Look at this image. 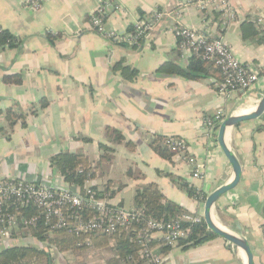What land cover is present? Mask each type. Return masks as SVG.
Returning a JSON list of instances; mask_svg holds the SVG:
<instances>
[{
	"label": "crops",
	"instance_id": "obj_1",
	"mask_svg": "<svg viewBox=\"0 0 264 264\" xmlns=\"http://www.w3.org/2000/svg\"><path fill=\"white\" fill-rule=\"evenodd\" d=\"M228 1L236 21L221 29L212 25V37H220L239 63L264 72V42L241 35V24L264 12V0ZM39 2L40 7L33 9L24 0H0V29L21 40L19 47L0 52V178L80 192L84 186L65 182L50 167V160L59 153H80L95 164L102 153L99 145H110L105 136L110 127L124 141L111 145L110 161L101 163L90 179L98 199L132 210L136 191L154 183L166 200L202 216L206 197L233 180L217 144V128L225 118L255 111L264 96V77L245 92L223 97L217 91L221 77L213 66L208 76L197 80L162 71L165 64L188 66L189 59H181L177 52V27L203 31L205 18H216L210 10L187 4L188 0ZM100 8L105 28L118 34L155 11L172 18L158 21L138 45L121 46L91 31L89 18ZM118 64L134 71L135 78L125 80ZM10 74H20L21 84H3L2 77ZM43 100L47 105L40 109ZM9 108L23 116L12 130L3 114ZM216 115L221 120L206 130L204 121L215 122ZM158 137L184 140L189 154L202 164L201 178L191 176L182 158L159 157L150 147ZM224 143L241 173L237 185L214 204L212 219L221 229L244 238L253 263L264 264V116L228 130ZM178 180L201 192L204 201L190 198ZM157 238L152 251L164 256V264H246L241 250L218 237L166 254ZM86 240L91 248L76 247L85 248L89 259L98 249L89 238L82 241ZM106 248L113 256L114 244L109 241ZM49 253L54 264L55 253Z\"/></svg>",
	"mask_w": 264,
	"mask_h": 264
},
{
	"label": "built area",
	"instance_id": "obj_2",
	"mask_svg": "<svg viewBox=\"0 0 264 264\" xmlns=\"http://www.w3.org/2000/svg\"><path fill=\"white\" fill-rule=\"evenodd\" d=\"M33 9L40 7L39 0H24ZM201 11L217 15L205 18L203 31L179 26L174 30L177 39V50L181 59L199 58L213 66L220 74L221 82L217 91L221 96H228L238 91L249 90L264 72L250 65H242L232 55L227 45L220 37H212L209 30L212 25L225 28L236 21V14L230 8L228 0H188ZM171 17L165 11H155L150 16L141 18L128 32L118 34L105 28L104 12L100 8L94 12L90 20V29L97 35L112 41L116 45L136 46L153 29L154 25L164 17ZM212 19V20H210ZM258 27L264 26V12L250 18ZM263 28V27H262ZM216 121L221 120L216 115ZM212 120L204 121V128L211 131ZM161 146L173 157L182 158L190 168L193 178H201L202 164L188 152V145L182 139L165 137ZM84 189L78 192L70 190H54L41 184L0 178V249L17 245L35 246L49 252V243L39 242L32 231L41 226L49 231L61 230L74 235H93L94 237H113L125 232L133 234L139 246L137 258L128 256L122 264H164V256L152 251V242L157 239L161 247L169 249L180 248L179 243L187 239L191 228L202 222L197 213H181L170 219H142L140 211L125 210L111 206L105 199L96 198V192L90 184V179L84 183ZM33 210L32 214L27 212ZM88 240V239H87ZM77 242L76 246L91 248V242ZM113 245V240L110 241ZM51 251V250H50Z\"/></svg>",
	"mask_w": 264,
	"mask_h": 264
},
{
	"label": "trees",
	"instance_id": "obj_3",
	"mask_svg": "<svg viewBox=\"0 0 264 264\" xmlns=\"http://www.w3.org/2000/svg\"><path fill=\"white\" fill-rule=\"evenodd\" d=\"M142 16V15H141ZM217 17V15H214ZM241 35L244 39H257L258 43L264 42V29H260L253 21L246 19L241 24ZM49 36V35H48ZM21 40L12 35L6 29H0V52L6 49H15L20 46ZM178 52V50H177ZM179 55V52H178ZM117 69L120 70L121 76L128 81L135 78L136 73L129 68L123 67L120 64L117 65ZM212 65L195 57L189 59L188 66L185 69H181L177 66L165 64L162 66V71L168 74L180 75L189 80H197L208 76L212 71ZM218 74L216 71H214ZM219 75V74H218ZM1 82L6 85H19L22 82L20 74L4 75ZM46 101L39 103V108H45ZM35 114V111L32 112ZM1 114V112H0ZM5 120L7 122L9 130H12L16 122L23 116L13 111L12 108L3 112ZM219 121H215L217 125ZM24 124V122H22ZM105 136L108 139L110 145L101 144L99 149L102 151L98 161L92 164L87 157L80 153H59L54 155L50 160V167L56 171L65 182L74 185L75 187H82L86 180L91 179L94 176V171L98 169L101 163L109 162L110 155L113 153L111 145L121 144L124 141L123 135L116 129L107 127L105 129ZM163 137H158L151 144L152 150L161 158L170 159L172 154L161 146L160 141ZM126 146L132 147L130 143H126ZM179 188L183 189L187 195L195 201H204V195L191 187L183 181H177ZM94 190V189H93ZM95 191V190H94ZM98 193H96V198ZM134 209L140 211L142 219H170L181 213L184 210L178 205L166 200L154 183L148 184L145 187L138 189L133 198ZM33 210L27 212L32 214ZM37 230H33L32 234L36 236L39 242H48L49 246H55L59 250L66 249L68 247L77 248L76 244L80 240L89 238L94 245L107 247L109 241L113 240L114 255L109 257L105 264H122V262L128 257L133 256L137 258V252L139 246L135 242L133 234L119 233L113 237H94L93 235H74L68 234L61 230H53L52 237L49 236V231L45 226H41ZM264 236V234H263ZM217 238L211 232H209L202 220L198 225H194L186 240L179 243V247L187 249L192 246L200 245L206 241ZM170 250L167 247H162L161 252L167 253ZM138 259V258H137ZM138 263H142L138 260ZM0 264H53V258L45 249L37 248L35 246L15 245L0 251Z\"/></svg>",
	"mask_w": 264,
	"mask_h": 264
},
{
	"label": "water",
	"instance_id": "obj_4",
	"mask_svg": "<svg viewBox=\"0 0 264 264\" xmlns=\"http://www.w3.org/2000/svg\"><path fill=\"white\" fill-rule=\"evenodd\" d=\"M263 116H264V96L262 97V99L256 106L255 111L252 114L245 116H238V117H228L225 118L219 124L216 134L217 144L230 164V167L233 172V180L227 183L226 185H223L222 187L216 189L210 195H208L203 205L202 218L207 230L216 237L227 242L229 245H232L238 248L239 250H241L245 256L246 264H254L253 256L250 247L248 245V242L244 238L238 236L237 234L227 232L221 229L218 225H216L212 219V208L216 203V201L219 199V197L232 190L237 185L240 179V173H241L240 164L238 163L236 158L232 155V153L229 152V150L226 148L224 143V136L226 132L242 122L253 121Z\"/></svg>",
	"mask_w": 264,
	"mask_h": 264
},
{
	"label": "rangeland",
	"instance_id": "obj_5",
	"mask_svg": "<svg viewBox=\"0 0 264 264\" xmlns=\"http://www.w3.org/2000/svg\"><path fill=\"white\" fill-rule=\"evenodd\" d=\"M18 242H14L12 245H17ZM98 251L96 252V255L89 258L86 253L85 248H73L68 247L63 250H59L55 246H51L49 251L54 252V264H104L106 259L110 256V251L106 247H100L95 245ZM56 260H61L60 262H57Z\"/></svg>",
	"mask_w": 264,
	"mask_h": 264
}]
</instances>
